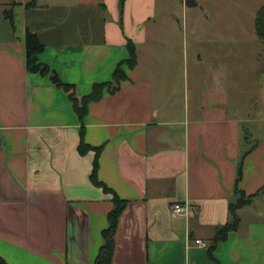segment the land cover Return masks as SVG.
<instances>
[{"label": "crops", "instance_id": "0c3cea01", "mask_svg": "<svg viewBox=\"0 0 264 264\" xmlns=\"http://www.w3.org/2000/svg\"><path fill=\"white\" fill-rule=\"evenodd\" d=\"M176 5L0 0V255L9 264H95L113 194L90 179L96 151L79 152L82 125L85 142L103 146L99 179L128 200L112 264H264V195L238 208V228L211 251L237 188L250 196L264 186V56L250 91L225 62L191 77L172 60L145 66L138 55L135 68L123 66L129 79L90 102L83 122L69 92L27 69L30 30L44 45L39 59L82 98L112 79L129 39L145 42ZM258 5L247 34L264 46ZM175 202H189L190 213L174 215Z\"/></svg>", "mask_w": 264, "mask_h": 264}, {"label": "rangeland", "instance_id": "374dc122", "mask_svg": "<svg viewBox=\"0 0 264 264\" xmlns=\"http://www.w3.org/2000/svg\"><path fill=\"white\" fill-rule=\"evenodd\" d=\"M259 1L201 0L198 5L188 6L184 13L181 0H171L177 3L175 10L164 19L157 18L145 42L136 43L137 54L145 66L172 60L191 77L196 69L206 73L225 62L233 78L249 80L253 91L255 72L260 66L257 59L262 58L260 54L264 56V46L247 34V23ZM200 58L203 60L198 63Z\"/></svg>", "mask_w": 264, "mask_h": 264}, {"label": "trees", "instance_id": "16d2710c", "mask_svg": "<svg viewBox=\"0 0 264 264\" xmlns=\"http://www.w3.org/2000/svg\"><path fill=\"white\" fill-rule=\"evenodd\" d=\"M125 0H121V6ZM7 17L14 24V16L12 10H6ZM255 28L260 38L264 39V5L260 7L255 19ZM44 48L43 43L40 41L37 33L30 30L26 33V55H27V69L31 72H39L43 75H49L51 80L60 88L69 92L70 100L79 115L81 121H84V117L88 110L90 102L98 101L103 97L104 90L107 89L110 93H115L121 88V83L124 80H128L129 76L124 69V65L129 68H135L138 64L137 44L129 39L127 43V49L129 56L123 59L114 69L112 79L105 82H96L93 84L92 91L79 98L76 93V86L73 83L63 81L59 74L51 68L47 63L42 62L38 55ZM81 140L78 146L81 154L87 153L90 149L96 151V157L93 163V169L90 174L92 183L96 186H100L105 192L113 194V207L108 213V226L102 231L103 244L99 250L95 259V264H112L115 252L116 244V232L119 225L120 217L125 210L128 200L121 198L113 189H111L106 183L99 179V155L103 149V146L93 147L85 142V127H81ZM242 167L240 166L237 180L241 178ZM237 199L230 203L231 220L223 225L216 237L214 244L211 246V251L214 249L217 242L226 238L230 230L238 228L240 224V216L237 213L238 208L249 204L256 196L264 195V186L254 195L247 196L243 190L237 188ZM0 264H9L8 261L0 255Z\"/></svg>", "mask_w": 264, "mask_h": 264}, {"label": "built area", "instance_id": "2783aa9c", "mask_svg": "<svg viewBox=\"0 0 264 264\" xmlns=\"http://www.w3.org/2000/svg\"><path fill=\"white\" fill-rule=\"evenodd\" d=\"M171 211L174 215L184 216L190 213L191 205L189 202H175L171 205ZM197 242L203 244L201 240H197Z\"/></svg>", "mask_w": 264, "mask_h": 264}, {"label": "water", "instance_id": "95a60500", "mask_svg": "<svg viewBox=\"0 0 264 264\" xmlns=\"http://www.w3.org/2000/svg\"><path fill=\"white\" fill-rule=\"evenodd\" d=\"M186 5L187 6H195V5H197V1L196 0H186Z\"/></svg>", "mask_w": 264, "mask_h": 264}]
</instances>
